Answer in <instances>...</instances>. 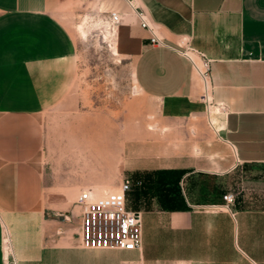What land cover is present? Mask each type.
<instances>
[{
    "label": "crops",
    "instance_id": "obj_1",
    "mask_svg": "<svg viewBox=\"0 0 264 264\" xmlns=\"http://www.w3.org/2000/svg\"><path fill=\"white\" fill-rule=\"evenodd\" d=\"M84 6L96 18L122 14L117 48L142 93L162 105L159 127L122 161L142 251L62 254L65 222L48 205L46 119L75 80L69 21ZM190 49L212 61L207 79ZM204 95L225 111L209 115ZM229 193L235 204L221 209ZM103 262L264 264V0H0V264Z\"/></svg>",
    "mask_w": 264,
    "mask_h": 264
},
{
    "label": "rangeland",
    "instance_id": "obj_2",
    "mask_svg": "<svg viewBox=\"0 0 264 264\" xmlns=\"http://www.w3.org/2000/svg\"><path fill=\"white\" fill-rule=\"evenodd\" d=\"M92 11L84 6L79 15L71 16L69 26L78 45L75 80L65 99L53 107L45 125V162L55 196L48 199V205L56 210L55 217L65 222L67 250L61 253L67 256L82 255L75 251L82 191L91 189L103 195L117 190L122 184L124 150L140 144L141 137L152 135L161 120V103L142 93L133 61L114 52L116 38L104 39L107 33L101 31L105 24ZM80 26L89 31L87 37L81 36ZM137 148L142 146L135 147V152ZM156 254L166 256L168 252Z\"/></svg>",
    "mask_w": 264,
    "mask_h": 264
},
{
    "label": "built area",
    "instance_id": "obj_3",
    "mask_svg": "<svg viewBox=\"0 0 264 264\" xmlns=\"http://www.w3.org/2000/svg\"><path fill=\"white\" fill-rule=\"evenodd\" d=\"M134 10L141 27L147 29L151 34L152 44L163 45L162 40L157 36V29L150 24L146 13L136 8ZM102 20L105 26L101 33L111 32L112 35H115L117 27L123 21V16L120 13L112 12L104 15ZM192 50H187L184 55L196 66L201 76L207 79L212 61L205 54ZM196 58L200 60V67L196 65ZM202 99L207 104L211 115V110L216 104L207 95H204ZM216 106L219 111H225L223 105ZM210 120L211 118L209 119L210 124L214 125ZM132 188V182L125 179L117 190L103 195H99L91 189L82 191L78 199L80 209L78 248L88 251H142V214L131 210L128 206L129 193ZM223 200L224 204L219 207L228 210L235 204V195L229 193L223 197ZM6 244L10 252L8 238Z\"/></svg>",
    "mask_w": 264,
    "mask_h": 264
},
{
    "label": "bare ground",
    "instance_id": "obj_4",
    "mask_svg": "<svg viewBox=\"0 0 264 264\" xmlns=\"http://www.w3.org/2000/svg\"><path fill=\"white\" fill-rule=\"evenodd\" d=\"M79 31H80V34H81V36L82 37H87L88 36V33H89V31L85 28V26H80L79 27ZM114 37H115V35H112V33L111 32H107V35L105 36V38L109 41L110 40V38H112V39H114ZM105 39V40H106ZM117 43V42H116ZM117 47V46H116ZM114 52L118 55V54H120V52H119V49L118 48H115L114 47ZM140 89V88H139ZM136 90H138V89H136ZM217 112H219V110L218 109H214V110H212V114H216ZM212 122H213V124L214 123H216V120H215V118L214 117H212ZM106 193H109V191H105V193L104 194H106Z\"/></svg>",
    "mask_w": 264,
    "mask_h": 264
}]
</instances>
